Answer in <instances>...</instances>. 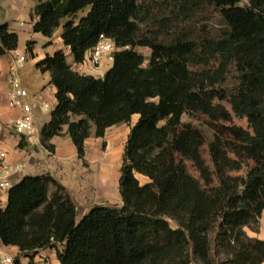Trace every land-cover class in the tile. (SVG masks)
<instances>
[{"label": "trees", "instance_id": "1", "mask_svg": "<svg viewBox=\"0 0 264 264\" xmlns=\"http://www.w3.org/2000/svg\"><path fill=\"white\" fill-rule=\"evenodd\" d=\"M239 2L193 0L197 10L211 6L218 12L219 28L205 30L196 40L163 42L141 32L139 0L36 1L29 12L32 31L51 38L61 26L60 38L72 57L69 63L61 48L35 63L55 87V104L40 128L39 144L53 152L51 139L66 126L82 159L89 136L101 137L133 114L138 118L122 150L120 205L94 204L76 221L74 201L49 172L14 180L0 208V241L17 247L13 264H23L21 256L30 262L43 248L54 249L60 264L264 261V240L245 229L258 232L264 211V0ZM86 7L89 11L77 22L70 19ZM64 18L69 19L60 24ZM101 34L116 47L111 66L98 77L80 73L76 66ZM17 44V34L0 24V55ZM32 45L26 42L30 53ZM136 46L149 48L146 64ZM199 53L210 71L190 68ZM230 68L235 75L231 92L237 96L232 114L244 118L249 129L233 124L231 113L211 107L202 96L203 90L225 82ZM185 114L204 116L212 129L207 151L214 185L207 181L204 135L182 121ZM227 147L235 158L227 155ZM188 161L201 171L205 186L189 174ZM244 165V176L232 174Z\"/></svg>", "mask_w": 264, "mask_h": 264}, {"label": "rangeland", "instance_id": "2", "mask_svg": "<svg viewBox=\"0 0 264 264\" xmlns=\"http://www.w3.org/2000/svg\"><path fill=\"white\" fill-rule=\"evenodd\" d=\"M36 1L37 0H0V24L8 21L11 27H13L17 31L18 50L20 51V53H23L24 55L26 54V59L20 65L17 64L18 69H16V73L20 80V76L22 75H26L25 77L30 76V79L26 82H23L21 80L22 84L30 93L34 92V83H36L37 81L38 83H45L44 79L46 81V78L44 74L36 71L34 62L32 61V54L27 51L26 41H33L35 44V51L39 52L43 50V48H45L44 45H46L49 40L48 37L42 35L41 33L33 32L32 30H30V33H28V30L30 28L28 13L29 10L36 4ZM192 2L193 0H139V17L141 19L139 25L141 28V32L145 36H157L159 40L163 42H169L173 40H196L197 38H202L203 35H205V30L207 31L211 30L212 28H219L221 23L220 17L215 9H213L211 6H206L202 10H197ZM248 3L249 0H240L239 2L240 5H247ZM88 11L89 7H86L82 11H79L75 16L70 17V19H72L74 22H77ZM67 19L69 18H64L60 22V24ZM60 32L61 26H58L51 37L53 43H57L60 40ZM135 50L143 54V56L145 57L144 64H146L147 58L150 55L149 48L136 46ZM109 60L110 61L107 62L108 65L111 64V59ZM214 64L216 65V63ZM211 67L212 66L210 64L204 62L200 53L199 55H197L196 59L190 66V68L196 72L210 71ZM100 68L101 70H103L105 67L101 65ZM234 82L235 75L233 69L230 68L225 82L214 85L202 91V96L205 102L211 107L216 108L218 111H224L232 114V107L237 102V96H235L231 92ZM46 84H44L43 86H46ZM51 109L52 107L50 104L48 110L43 112V117L49 116V112L51 111ZM131 119H134V117H131ZM182 121H190L193 125L197 126L202 131L205 138V143L202 147V156L205 160L207 181L208 185H214L215 178L212 172L213 166L207 151V143L212 138L213 134L212 129L210 128L207 119L201 115L189 117L185 114L182 115ZM232 123L249 129L244 118H236L233 114ZM125 126L126 125L124 124L117 126V130L120 131L119 133L122 135L125 134ZM40 127V120H35V133L33 134L34 138L38 136ZM114 128L116 127H112L111 129H109L106 133L107 135H103L100 138H95L93 135H91L90 140H88L87 157L84 155V157L80 159L77 164L78 167H82L84 169L85 179L96 180L97 178L101 177L112 180V176L115 175V179L117 178V176L119 178L120 167H118V173L113 174V168L111 167V165L114 164L117 156L120 159V157L122 156V149L113 147L110 152H106L107 146L111 144V135L115 134V132L113 131ZM63 131L66 132V126L62 128V133L60 136L64 135ZM114 150H116V154H114ZM225 151L230 158H235V153L231 147H227ZM105 161L108 163H106ZM186 164L187 170L194 181L202 187L205 186L206 182L202 177V173L195 166V164L190 161L186 162ZM249 165L251 166L252 163L249 162ZM107 170H109L110 172ZM246 170L247 167L244 165L241 170L233 172L232 174L242 177L244 176ZM137 177L141 183H144L146 181V178L141 175H137ZM73 181H75V179H73ZM51 189L53 188L51 187ZM120 201V195H117L115 193V196L110 199V204L120 205ZM260 218L261 215L259 217V228ZM168 221L171 226H176V223L173 220L169 219ZM245 229L249 235L251 233H254V231H251L249 228Z\"/></svg>", "mask_w": 264, "mask_h": 264}, {"label": "crops", "instance_id": "3", "mask_svg": "<svg viewBox=\"0 0 264 264\" xmlns=\"http://www.w3.org/2000/svg\"><path fill=\"white\" fill-rule=\"evenodd\" d=\"M5 23L8 24L10 30H12L17 34V31L13 27H11L8 21H5ZM29 26L30 28L28 30V33H30V30H32V22L30 18H29ZM59 39L60 40L57 43L56 42L53 43L52 38H49L48 41H50V44L44 45L45 48H43V50L39 52L35 51V44L33 42L32 53H30L28 50L27 51L30 54H32V58H33L32 61L34 62V65L36 61L41 59L46 53L51 54L54 50L61 48L67 55L66 56L67 61L69 63H72V57L69 54L70 53L69 48L63 45L61 38ZM16 53L23 54L20 53V51L18 50V44L16 49L7 51L4 54L0 55V152H5V158L8 162L21 163L24 165L21 172H19L16 176L13 177L14 180L19 179L24 175H40L49 172L58 182H60L66 188L72 200L74 201L76 206L75 219L77 221L85 212H87V210L92 205L111 203L110 199L113 196H115V193L117 195L119 194L118 176L116 179H115L116 175L112 176L113 178L112 180L101 177L97 178L96 180L85 179L84 169L82 167L77 166L80 159L77 158L75 147L72 144L70 137L65 133V131H63L64 135L54 136L51 139V143L54 145V151L48 152L39 144V141L28 143L21 136L17 135L12 130L11 122L13 118L19 114V110L11 109L7 106L6 92L9 88L7 83V71L9 65L12 63L14 54ZM108 61L110 60L103 59L102 66H104L105 68L101 70V68L99 67V69L97 70L99 73L103 74L111 66V64L110 65L107 64ZM111 63H112V59H111ZM16 69H18L17 65H16ZM36 71L40 72L37 68ZM40 73L44 74L46 81L44 79L45 83H38V81L34 83L33 86H35V88L33 93L40 94L42 98L51 102V105L53 106L55 104V98H54L55 87L49 83L50 75L48 72H44V73L40 72ZM25 76L26 75L20 76L23 82H26L30 79V76L28 77ZM44 84H46V86H43ZM43 112L45 111L42 109L40 110V108L38 107L35 110L36 121L40 120L41 126L44 123H46L50 118V112H49V116L46 117H43ZM132 117H134V119H131L128 123H119L106 128L105 130L106 132L104 133V135H107L106 133L108 132L109 129H111L112 127H116L113 130L115 134L111 135L112 137V140L110 141L111 144L107 146L106 152H110V150L113 147H118L119 149L123 150L124 143L126 141L130 127L136 122L138 118V114H133ZM123 124L126 125L125 126L126 131L124 130L125 132L124 135L120 134L119 133L120 131L117 130V126ZM90 138L91 136H89L85 141L84 155L86 157L88 152L87 143L88 140H90ZM95 138H100V137H95ZM115 152L116 150H114V154H116ZM121 162H122V156L120 157V159L117 156V159L114 162L115 165L114 164L111 165V167L113 168L112 169L113 174L118 173L117 172L118 167L121 166ZM119 174H120V168H119ZM73 179H75V181H73ZM51 190L52 189L50 188V191ZM6 199H7V195L6 194L2 195V197L0 198V208L4 207L6 203ZM250 236L264 240V211L261 213L259 231L251 233ZM7 248L14 253L17 252V247L15 246H8ZM20 260L23 264H28L30 262H31L30 264H60L56 257L55 250L52 248H43L38 250L36 254L32 257L30 262H29V258L24 256H21ZM261 264H264V261Z\"/></svg>", "mask_w": 264, "mask_h": 264}, {"label": "built area", "instance_id": "4", "mask_svg": "<svg viewBox=\"0 0 264 264\" xmlns=\"http://www.w3.org/2000/svg\"><path fill=\"white\" fill-rule=\"evenodd\" d=\"M113 41L101 34L96 44L90 49L86 60L76 66L80 73L102 76L97 70L102 65L103 59H111L112 52L115 50ZM25 60L23 54H14L12 63L7 71L8 90L6 92L7 106L11 109H18L19 114L11 122L12 130L21 136L26 142L33 143L39 141L33 137L35 133V110L47 111L51 102L42 98L40 94L30 93L22 84L16 73V65ZM51 107H53L51 105ZM41 128V127H40ZM40 131V129H39ZM24 167L21 163H10L5 158V152H0V198L7 194L8 189L14 182L13 177L21 172ZM17 254L12 252L0 241V264H13L14 257Z\"/></svg>", "mask_w": 264, "mask_h": 264}]
</instances>
